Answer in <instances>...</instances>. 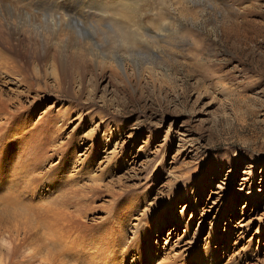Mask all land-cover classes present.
<instances>
[{
	"label": "rangeland",
	"instance_id": "374dc122",
	"mask_svg": "<svg viewBox=\"0 0 264 264\" xmlns=\"http://www.w3.org/2000/svg\"><path fill=\"white\" fill-rule=\"evenodd\" d=\"M29 1L0 0V264H264V0Z\"/></svg>",
	"mask_w": 264,
	"mask_h": 264
},
{
	"label": "clouds",
	"instance_id": "9594fccd",
	"mask_svg": "<svg viewBox=\"0 0 264 264\" xmlns=\"http://www.w3.org/2000/svg\"><path fill=\"white\" fill-rule=\"evenodd\" d=\"M191 15L192 19L195 20V12ZM24 20L26 22V27L34 31L37 38H43L45 40L50 39L51 31L58 30V24L63 25L67 23L66 16L61 17L58 21L55 16H40L34 18L28 13L24 14ZM71 37L86 43L89 47L95 48V54L98 56L106 57L112 55L113 60H115L116 53L119 50L120 55L129 61L133 60V55L131 53L136 45L129 34L118 25L100 22L84 25L80 22H72L68 28L60 32L58 39L63 41ZM143 39L146 40L147 38ZM109 62L112 63L114 68H119L118 64L113 61Z\"/></svg>",
	"mask_w": 264,
	"mask_h": 264
},
{
	"label": "bare ground",
	"instance_id": "6f19581e",
	"mask_svg": "<svg viewBox=\"0 0 264 264\" xmlns=\"http://www.w3.org/2000/svg\"><path fill=\"white\" fill-rule=\"evenodd\" d=\"M60 1V3L61 4H63L64 6H69L68 5V3H70V2H72L71 0H59ZM35 2H37V0H30L29 1V4H34ZM18 4V3H17ZM38 4V3H37ZM82 4H83V2H82ZM80 5V4H79ZM139 5V4H138ZM28 6V5H27ZM83 6V5H82ZM18 8H21V9H26L25 7L24 8H22V7H18ZM140 9L142 10V8L141 7H136V6H133L132 5V7L130 8V12L132 13L131 14V16H130V18H132L133 16L135 17V14H137V11L139 10L140 11ZM139 18V17H138ZM122 19V18H121ZM124 21V20H123ZM32 31V30H31ZM32 34H33V36H34V38L35 39H37V41H38V39H41V41L40 42H44L45 41V39H43V38H37V36L35 35V33L34 32H32ZM54 37H55V35H54ZM31 38V37H30ZM32 40V39H31ZM48 40V39H47ZM36 41V42H37ZM35 42V43H36ZM43 47H45V44L44 45H42ZM39 50V49H38ZM38 52V54H39V51H37ZM41 52H42V57H48V56H50V55H48V54H51L48 50H44V49H41ZM57 52V51H56ZM40 55V54H39ZM57 55L58 56H56V57H59L60 56V54L59 53H57ZM41 57V58H42ZM55 57V56H54ZM45 59V58H44ZM55 59V58H54ZM57 61V60H56ZM5 71H8V70H5ZM4 73V71L3 70H0V75H2ZM83 163V162H82ZM72 167V166H71ZM77 168V167H76ZM79 169V168H78ZM77 169V170H78ZM69 170H70V168H69ZM75 170V169H74ZM85 171V170H84ZM90 173V172H89ZM72 174V173H71ZM70 174V175H71ZM76 174V173H75ZM75 174H73V176L75 175ZM77 175V174H76ZM81 175V174H80ZM71 177V176H70ZM69 177H67V179H68ZM72 178V177H71ZM70 178V179H71ZM78 178V177H77ZM74 179V178H73ZM67 181V180H66ZM74 181H76V180H74ZM70 182V181H69ZM74 183V182H73ZM77 183V182H76ZM69 184H72V183H69Z\"/></svg>",
	"mask_w": 264,
	"mask_h": 264
}]
</instances>
